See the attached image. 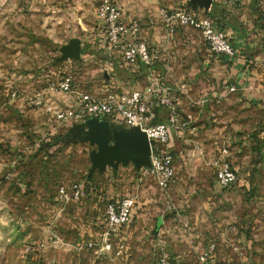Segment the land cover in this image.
<instances>
[{"label": "rangeland", "instance_id": "rangeland-1", "mask_svg": "<svg viewBox=\"0 0 264 264\" xmlns=\"http://www.w3.org/2000/svg\"><path fill=\"white\" fill-rule=\"evenodd\" d=\"M100 1L0 0V264H155L163 253L174 264H206L199 254L211 242L215 257L208 264H264V109L250 107L253 120L261 118L245 127L250 140L246 152L251 148L246 163L252 166L241 170L229 189V198L235 192V204L231 221L220 224L221 229L212 224L217 207L205 200L209 192L201 185L211 181L209 175L204 179L186 169L180 174L181 189H161L131 163L95 169L88 177L89 152L96 144L73 138L74 123L61 124L32 103L35 91L63 72L72 73L78 88L94 89L105 72L120 76L126 71L96 57L60 59L65 44L80 39L81 53L90 52L87 42L104 34L96 14ZM110 1L120 6L124 21L138 20L141 38V27L151 18L166 29L161 7L192 13L197 7L190 0ZM229 7V21L217 16L216 25L237 27L248 48L243 51L236 43L235 48L251 64L261 62L264 70V0H233ZM119 52L113 49L114 60L120 59ZM13 88L19 91L15 98L10 96ZM194 147L183 140L177 149L184 168L191 165ZM78 180L89 188L80 203L58 197L59 185ZM123 194L137 202L126 243L111 234L106 256L94 260L85 242L99 241L96 237L106 231V202ZM229 227V235L224 234ZM122 248L123 256L115 253Z\"/></svg>", "mask_w": 264, "mask_h": 264}, {"label": "crops", "instance_id": "crops-1", "mask_svg": "<svg viewBox=\"0 0 264 264\" xmlns=\"http://www.w3.org/2000/svg\"><path fill=\"white\" fill-rule=\"evenodd\" d=\"M231 1L233 0H212L208 9L200 6L193 9L196 14H206L217 23V16L224 21L229 19L232 13H228ZM219 27L227 31L226 33L231 38L234 47L236 43L243 51L248 48V43L245 41L244 36L236 34L237 27L235 28L234 25L229 24L228 29L225 25H219ZM141 29L151 50L157 54V58L150 64L139 62L136 68H128L123 64L121 58L122 50L119 46L116 47L120 50V59L114 60L115 58L111 54L115 47L109 48L103 35L96 40L93 39L87 42L92 50L90 52L82 51L80 55L82 57H96L106 64H112V66L117 64L120 70L125 69L127 72L124 71V74L117 76L124 84L130 87L143 86L152 79L172 87L176 111L181 115L188 116L191 123L183 132L171 130L170 145L171 150L175 151L176 173L169 186L170 188L178 186L181 189L183 178L180 174H184L186 169L191 174L194 173L197 177L200 176L204 179H207L209 175L211 181L202 182L201 185L209 192V196L205 200L208 201L210 199L211 201L209 202H212L213 206L217 207L211 215L212 224L221 228L219 227L220 224L232 219L230 206L235 204L232 201V199H235V192L229 198V189L233 185L227 188L221 187L217 183L215 176L213 177L214 169L210 160L216 150L214 151L213 149L212 151V147L217 149V146L223 142L226 135L231 136L229 157L237 170V180H239L241 170L252 166L249 162L246 163L251 153V148L246 152V149L249 148L247 143H250V140H246L249 133L245 132V127L255 124L261 119L254 118L253 120L250 112L251 106L254 105L264 109L263 66H261V62L251 64L250 61L252 59L245 57L242 51L239 54L237 48H235L234 56L210 52L199 33L190 27L180 28L179 31L170 34L156 17L151 18L146 26L144 25ZM231 84L236 85L235 91L228 90V86ZM169 111L168 107L157 106V119L166 120ZM212 125L213 128L211 127ZM183 140H191L195 146L192 149L194 158L190 159L191 165L187 166V168H184L179 160L182 154L181 151L177 150ZM78 201L80 200L72 202L75 204L80 203ZM228 203L231 204L229 205ZM135 208L133 209L132 218ZM238 221L240 220L238 219ZM129 224L123 226L116 233L119 235L118 241L123 244L126 243V227ZM224 225L226 227V223ZM227 229L225 233L224 231L222 233L229 235L231 229L230 227ZM100 236L96 238L99 239ZM113 246V248H116L115 244ZM86 249L91 250L94 260L106 256L107 252L105 251L104 254L98 255L96 248L86 247ZM226 250L232 251L233 249L227 246ZM120 252L121 256H123V248L122 250L120 249ZM214 257L213 254L206 264L209 261H214Z\"/></svg>", "mask_w": 264, "mask_h": 264}, {"label": "built area", "instance_id": "built-area-1", "mask_svg": "<svg viewBox=\"0 0 264 264\" xmlns=\"http://www.w3.org/2000/svg\"><path fill=\"white\" fill-rule=\"evenodd\" d=\"M96 14L108 47L121 48L123 64L128 68H136L139 62L150 64L157 58V54L151 50L148 42L139 36L138 20L131 18L124 21L119 5L110 0H102L96 8ZM159 14L168 31L191 27L200 34L210 52L234 56L233 42L226 31L217 26L210 16H198L181 7L166 6L160 8ZM99 80L98 86L94 89H80L75 84L72 73L63 72L58 77L49 78L44 86L35 91L31 101L64 125L80 122L85 117L94 115L124 127H140L150 141V166L135 170L140 176L152 178L161 189H167L176 173L175 154L170 145L171 130L183 132L191 123L188 116L176 111L172 87L154 79L143 86L126 87L118 76L108 72H105ZM228 90L235 91L236 85H229ZM18 95V89L10 90V96L15 98ZM157 106L170 109L166 120L157 119ZM231 141V136L226 135L223 142L217 146V149L215 148L216 152L210 160L215 179L224 188L230 187L237 181V170L229 157ZM88 190L85 181L78 180L68 185H59L57 195L60 199L75 201L80 200ZM136 203L135 196L131 194L117 195L109 199L105 204L106 231L101 234L99 241L89 239L85 242V246L96 248L98 255L108 251L110 235L116 234L131 222ZM31 247L32 244L26 245V249ZM214 247L215 244L211 242L200 252L201 263H206L213 256ZM115 253L119 254L120 249ZM155 264H174V262L170 256L163 253Z\"/></svg>", "mask_w": 264, "mask_h": 264}, {"label": "water", "instance_id": "water-1", "mask_svg": "<svg viewBox=\"0 0 264 264\" xmlns=\"http://www.w3.org/2000/svg\"><path fill=\"white\" fill-rule=\"evenodd\" d=\"M212 0H190L193 7L208 9ZM81 54V40L76 39L63 46L61 60L78 59ZM73 138L88 140L96 144L89 152L91 165L88 177L98 169L107 166L117 168L119 164L131 163L136 170L150 166V141L147 134L138 126L124 127L108 119L90 115L70 127Z\"/></svg>", "mask_w": 264, "mask_h": 264}, {"label": "trees", "instance_id": "trees-1", "mask_svg": "<svg viewBox=\"0 0 264 264\" xmlns=\"http://www.w3.org/2000/svg\"><path fill=\"white\" fill-rule=\"evenodd\" d=\"M222 28V27H221Z\"/></svg>", "mask_w": 264, "mask_h": 264}]
</instances>
